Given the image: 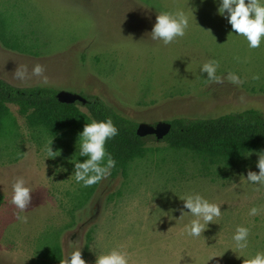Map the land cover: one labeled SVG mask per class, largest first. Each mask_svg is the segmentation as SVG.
Here are the masks:
<instances>
[{"label":"rangeland","instance_id":"obj_1","mask_svg":"<svg viewBox=\"0 0 264 264\" xmlns=\"http://www.w3.org/2000/svg\"><path fill=\"white\" fill-rule=\"evenodd\" d=\"M218 8L219 0H0V34L19 50L0 43V79L98 97L139 125L251 109L264 118V41L249 48ZM177 11L189 17L185 36L169 45L153 41L157 16ZM213 61L218 80L200 70ZM36 65L44 69L40 76ZM9 108L18 128L0 137V264H47L43 250L56 242L62 264L75 248L86 264L114 249L127 254L128 264H249L264 253V186L247 181L249 171L259 174L260 154L210 165L151 142L126 178L110 174L72 212L83 188L74 175L80 141L72 132L63 143L42 137L39 145L17 107ZM50 147H59L54 158H47ZM18 178L32 190L24 210L11 202ZM196 194L222 212L200 237L186 232L197 218L183 201ZM253 207L259 214H249ZM237 227L249 229L244 250L233 240Z\"/></svg>","mask_w":264,"mask_h":264},{"label":"trees","instance_id":"obj_2","mask_svg":"<svg viewBox=\"0 0 264 264\" xmlns=\"http://www.w3.org/2000/svg\"><path fill=\"white\" fill-rule=\"evenodd\" d=\"M1 34L0 43L5 49L19 51ZM58 93L50 88H16L0 79V137L3 132L14 133L18 128L10 105L17 107L18 114L24 118L39 145L43 144L42 137L63 143L72 132L80 141L79 134L87 123L110 118L119 130V134L105 145L106 151L116 160V167L111 170L112 178L118 175L126 178L131 164L148 154V144L157 142L155 136L139 137L138 123L123 117L98 97L85 98V105L79 102L62 104L57 99ZM81 106L88 114L81 110ZM168 123L171 131L160 142L171 149L191 152L210 165H231L249 154L264 153V118L252 109L216 119L176 118ZM52 149L53 152L59 151V147ZM85 159L81 157L80 160ZM97 185L82 188L81 194L75 196L72 212L91 198ZM42 255L49 264H62L63 254L58 242L46 245Z\"/></svg>","mask_w":264,"mask_h":264},{"label":"clouds","instance_id":"obj_3","mask_svg":"<svg viewBox=\"0 0 264 264\" xmlns=\"http://www.w3.org/2000/svg\"><path fill=\"white\" fill-rule=\"evenodd\" d=\"M218 13L226 17L236 35L246 39L249 48H260L264 41V0H219ZM188 28L189 17L184 11L164 12L157 16L150 35L153 41L169 45L176 38L184 37ZM217 67L218 63L213 61L205 63L200 70L207 73L209 80H218L216 77ZM32 71L34 75L40 76L44 69L41 65H36ZM16 75L23 79L25 72L18 70ZM228 78L233 83L241 82L239 77L232 73ZM253 78L259 79V76ZM118 134L119 130L110 118L102 121L93 120L84 126L83 131L79 134V157H86V159L83 162L77 160L74 163L77 184L88 188L111 174V170L116 167V160L106 151L105 145ZM55 156V152L50 147L47 158ZM257 166L260 170L259 174L249 171L247 181L253 185L264 186V153L260 154ZM12 189V204L18 209L24 210L31 201L32 190L26 186L23 178H18L13 183ZM183 201L184 207L197 218L191 222L190 226H186L187 234L192 237H200L205 227L222 214L221 205L209 203L199 194L188 196ZM259 212V208L253 207L249 214L257 215ZM248 238L249 229L237 227L233 240L238 249L244 250L248 247ZM64 264H86V262L82 258L79 248H75L65 257ZM96 264H128V256L126 253L114 249L107 254L98 256ZM249 264H264V253L258 252L251 258Z\"/></svg>","mask_w":264,"mask_h":264},{"label":"water","instance_id":"obj_4","mask_svg":"<svg viewBox=\"0 0 264 264\" xmlns=\"http://www.w3.org/2000/svg\"><path fill=\"white\" fill-rule=\"evenodd\" d=\"M57 99L62 104H75L79 102L85 105L87 103L85 98L66 92H59ZM170 131L171 125L169 123H158L156 126L140 124L137 129V135L141 138L155 136L157 141H161L170 133Z\"/></svg>","mask_w":264,"mask_h":264}]
</instances>
